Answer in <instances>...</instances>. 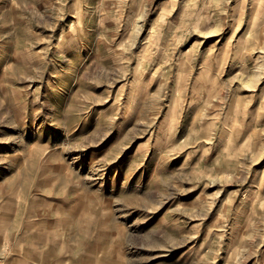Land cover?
I'll return each mask as SVG.
<instances>
[{"label": "rangeland", "instance_id": "obj_1", "mask_svg": "<svg viewBox=\"0 0 264 264\" xmlns=\"http://www.w3.org/2000/svg\"><path fill=\"white\" fill-rule=\"evenodd\" d=\"M0 264H264V0H0Z\"/></svg>", "mask_w": 264, "mask_h": 264}]
</instances>
